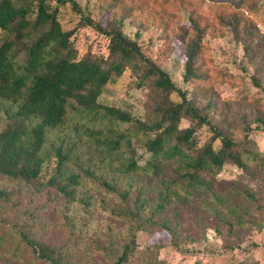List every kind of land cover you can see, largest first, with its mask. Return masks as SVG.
<instances>
[{"label": "trees", "instance_id": "obj_1", "mask_svg": "<svg viewBox=\"0 0 264 264\" xmlns=\"http://www.w3.org/2000/svg\"><path fill=\"white\" fill-rule=\"evenodd\" d=\"M68 2L79 12L73 0H0V178L33 185L39 193L54 189L68 202L83 201L91 212L99 207L109 213L104 236L94 239L90 233L79 248L76 236L65 253L58 243L31 241L22 235L36 258L51 264H150L162 244L139 249V231L148 236L165 230L173 246H178L183 213L191 198L200 204L212 195L209 204L219 213L215 207L225 202L211 190L210 179L228 162L248 171L264 154L252 138L246 136L238 144L211 124L216 97L210 86L202 88L209 98L199 106L195 92L177 87L143 51L139 35L132 38L124 32L125 17L133 16V5L104 24L89 11L66 28L61 10ZM118 3L109 0L107 9ZM187 21L177 34L185 57L183 80L198 85L207 77L199 60L206 26L194 16ZM236 25L237 21L233 28ZM88 26L107 40L106 53L95 52L92 45L78 47L76 34ZM127 70L136 87L149 90L151 109L146 117L101 101L105 89ZM259 70L258 65L253 75L256 84ZM69 119L85 123L86 135L93 138L90 144L96 161L92 165L105 168V176L96 178L82 167L72 169L78 159L90 161L83 151L70 154L55 147L56 163L50 165L48 136ZM183 120L190 124L182 126ZM205 126L210 133L203 139ZM103 127L108 134L98 135ZM135 141H141L146 150L143 162ZM89 181L94 183L89 194L78 195ZM7 193L0 189L1 197ZM226 208L231 216H221L224 223L229 228L242 225V211L228 204ZM68 252L78 253L76 262L71 263Z\"/></svg>", "mask_w": 264, "mask_h": 264}, {"label": "rangeland", "instance_id": "obj_2", "mask_svg": "<svg viewBox=\"0 0 264 264\" xmlns=\"http://www.w3.org/2000/svg\"><path fill=\"white\" fill-rule=\"evenodd\" d=\"M73 1L79 12L72 9L69 2L61 10L66 28L73 27L79 17L86 16L89 11L104 24L108 18L119 15L123 8L126 10L133 5V16L125 17L124 32L132 38L139 35L143 51L162 66L177 87L187 88L190 94L195 92L199 106L209 98V93L202 88L210 86L216 97L211 124L225 131L238 144L246 136L252 138L257 150L264 154L261 122L264 121V0H184V3L165 0L162 7L164 0H119L110 9H107L109 0ZM189 16L198 18L199 23L206 26L199 60L207 77L198 85L183 80L185 57L177 39L179 30L187 26ZM76 42L82 50L92 45L95 52L106 53L107 40L92 27L78 31ZM250 51L253 52L251 56L247 55ZM258 65L259 84H256L253 75ZM101 101L140 117H146L151 109L149 90L136 87L128 70L105 89ZM76 119H69L48 136L46 149L51 154L50 165L56 163L55 147L70 154L74 150L83 151L90 161L78 159L72 169L79 171L82 167L89 169L96 178L105 176V168L92 165L96 161L90 144L93 138L86 135L85 123ZM189 124L188 120H183L181 125ZM101 132L98 135L108 134L104 127ZM209 133L205 126L201 138L205 139ZM134 147L139 162H143L147 153L142 142L135 141ZM260 158V163L252 165L248 171L225 163L210 179L211 190L225 202L215 207L219 213L209 204L212 195L200 204L191 198V205L183 213L185 223L179 228L178 246H173L165 230L154 231L148 236L139 231V249L149 244H162L150 264H235L242 260L264 264V157ZM49 169L48 166L45 172ZM92 184L93 181H89L78 195L87 196ZM0 189L8 192L0 196V264H51L36 258L22 235L31 241L58 243L65 253V247L72 246L76 236L79 248L88 234H94V239L105 234L102 232L109 222V213L102 208L91 212L85 202H68L54 189L39 193L33 185L4 178H0ZM226 204L242 211V225L229 228L224 223L221 216L228 213ZM68 254L72 255L71 263L76 262L78 253Z\"/></svg>", "mask_w": 264, "mask_h": 264}]
</instances>
